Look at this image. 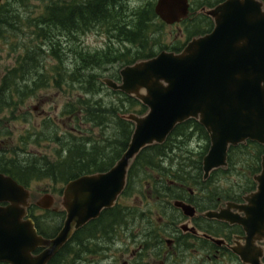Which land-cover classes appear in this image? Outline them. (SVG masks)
<instances>
[{"label": "water", "instance_id": "95a60500", "mask_svg": "<svg viewBox=\"0 0 264 264\" xmlns=\"http://www.w3.org/2000/svg\"><path fill=\"white\" fill-rule=\"evenodd\" d=\"M156 11L172 24L186 16L187 7L182 0H160ZM210 14L215 19L213 33L193 40L182 53L162 52L125 67L121 83L104 80L109 89L139 100L148 112L125 117L135 130L127 151L110 171L83 176L66 186L62 205L67 217L54 238L39 236L33 221H21L27 215L29 193L0 175V204L10 203L0 206V262L49 264L79 229L116 205L140 153L164 144L186 121H197L210 136L203 162L205 179L227 167L230 147L247 141L264 145V11L252 1L231 0ZM254 180L257 191L242 208L250 232L264 221V157ZM53 204L48 197L39 206L50 210ZM38 249L44 251L35 255Z\"/></svg>", "mask_w": 264, "mask_h": 264}, {"label": "flooded vegetation", "instance_id": "af4514ba", "mask_svg": "<svg viewBox=\"0 0 264 264\" xmlns=\"http://www.w3.org/2000/svg\"><path fill=\"white\" fill-rule=\"evenodd\" d=\"M98 1L100 3H97ZM159 1L62 0L56 3L64 7L66 14L71 11L75 17H78L76 11L82 9V6L87 9L95 8L97 11H94V14L86 12L89 16L85 19L89 20L85 26L80 24L79 27H68L70 23L67 20L69 24H66V27L61 26L59 30L49 29L48 32L50 35L54 33L51 36H60L58 39L61 40L78 41L89 30H95L103 35L107 34L110 41L117 39L131 42L134 37L132 31L137 25H142L145 27L143 34L137 36L145 39L148 35L150 40L163 43L166 51L180 53L194 39L213 33L215 19L210 12L231 0H182L187 7L186 16L172 24L165 22L157 14ZM241 1L260 4L264 10V0ZM92 2H95L94 5L88 7V3ZM83 10L79 13L81 14ZM164 27L176 30L170 44L164 43V37L167 38ZM121 28H125L128 33H121L119 30ZM39 78L40 74L33 80V85L42 83ZM32 90L30 87V91ZM15 93L17 96L12 100L11 107L0 99V175L12 178L30 192L27 202L29 206L26 207L27 215L21 221L36 223V213L41 210L39 204L42 205L44 201L42 197L36 199L29 187L30 182L35 179L32 155L21 156L20 152L23 153V148L32 141L35 143L37 135L29 132L19 138L20 142L11 149L3 148V138L12 136L11 131L2 126L4 116L6 115L7 119L12 117L15 121L25 116L20 113L23 100L18 97L19 90L15 89ZM48 121L50 120L46 119L45 123ZM198 148H201V145ZM252 150L259 149L253 147ZM263 156H260V165ZM21 172L27 174L23 176ZM212 176L213 174L207 180L203 178L202 184L193 187H185L178 180L163 177L144 179L148 189L154 188L155 183L159 184L154 189L157 191L156 202L160 205V210L142 208L133 210L124 204V209L104 211L98 219L90 221L78 230L69 242L76 246L77 252V259L72 263L86 264L90 262L88 257L90 255L108 254L107 256L111 258L109 264H264V221L261 226L255 228V231H252V228L251 232L247 231L244 226L247 216L242 209L246 205L249 206L245 199L257 191V184L253 181L252 186L245 188L243 182L236 181L234 187L227 189L220 185L223 178ZM219 190L221 193L218 194ZM63 195L64 191L61 194L62 199ZM62 204L63 200L58 211L64 217V225L67 213ZM0 206L6 208L10 204L1 203ZM182 206L187 210L185 211ZM215 215H219L220 218ZM42 251L38 249L34 254ZM69 252L70 249L64 250L65 264H69Z\"/></svg>", "mask_w": 264, "mask_h": 264}, {"label": "rangeland", "instance_id": "374dc122", "mask_svg": "<svg viewBox=\"0 0 264 264\" xmlns=\"http://www.w3.org/2000/svg\"><path fill=\"white\" fill-rule=\"evenodd\" d=\"M13 1L14 0H12L11 5L14 7L15 11H18L20 14L19 19L22 25H3L1 29L0 90L4 87L3 81L4 78L9 75V72L19 67V64L25 62L24 60L27 57L26 55L28 51H33L31 50L32 48L37 49L39 45L44 46L42 41L38 40L34 36L36 31L34 24L37 23V19H39V17L46 13L45 9L50 6L51 3L61 2L62 0H24V2L21 1L20 3H14ZM19 16L16 15L15 18ZM161 28L162 31L163 27ZM154 29L155 28H153V30ZM164 33L167 35V38L164 37V43L170 44L173 36L176 35V30L171 27H164ZM109 39L110 38H108L107 34L103 35L95 30H89V32L81 36L78 41H66L65 39H62L61 50L64 52L62 62L52 55L49 45H45L44 48L42 47L41 49L38 48V51L36 52L33 51L35 60H33L32 64H27L25 69L26 75H15L12 76L11 79L13 81L14 78V81L17 82L19 87L20 93L18 97L23 100V104L20 106V113L25 116L20 115V119L16 121L12 120V117L7 119L6 115L4 116L5 120L3 121L2 126L7 127L11 131L12 136H10L11 138H3V148L11 149L13 145L20 142L19 138L21 139V137L26 136L29 132L32 135L36 134L37 141L35 143L32 141L31 144L26 145V147L23 148V153L20 152V155H32L34 161L33 167H41L45 165V163L36 161L47 160V162L55 163L60 159L59 152L62 147L58 143L47 141V138L50 137L51 133L57 132L58 135L63 136V134H65L64 131H67V136H70L69 133L79 136L80 133L88 131L86 134L93 135V137L97 140V145L104 149L106 156H108V154L109 157L113 155L112 147L104 141L109 142L115 139L116 131H119L116 139L122 138L120 127L116 124L115 127L113 126L114 122L111 119L114 117L109 113V110L112 109L111 105L118 106L120 104L121 100L117 96L106 92L100 94L96 93L94 96H87V99L91 102L103 101V105L105 106L104 108L106 109L105 112L102 113L103 121L98 122L100 126H97V124L91 123L88 120L87 123L85 121V124L83 121H79V123H81L79 126L75 117L67 115L73 110L74 106L78 107V99L80 97H85V93L80 90L79 84L73 83L72 78H69V75L73 74V71L77 67H81L83 65L81 56H85L87 54L94 56L96 54L104 53L111 58H116V55H125L126 57L122 56V60L115 65L101 66V68H97L96 70L90 68L86 71L88 74L98 73L101 76L113 77L124 66H127L126 62L131 60L134 54L139 52L138 46L141 47L139 43L137 45H133L127 41L123 42L118 41L117 39L110 41ZM150 41L146 43V51H149L157 44V42H155L156 40ZM100 61L101 60H99V64L101 63ZM38 73L41 76V78H39L41 81H45L43 76H45L47 80L44 83H40L39 86H35L33 85V80L39 77ZM59 76H61L62 81L58 85L56 81H60ZM73 81L76 80L73 79ZM28 85L32 87V91L29 90ZM84 107L79 106L78 113H83ZM126 107L129 106L126 105ZM35 108H37V110ZM125 111L126 109L121 110L120 108L119 112ZM6 113H8V111ZM46 119H49L50 121L45 123ZM191 139L192 140L190 141L188 148H190L194 153H197L200 149L198 146L204 144L201 140L202 138H198L195 134ZM21 146L23 145L21 144ZM251 151V148H249L246 151L247 154H242L241 156V158H243L241 161L244 164V174L241 175L238 172L242 170L239 163L236 165L237 167L231 175L223 177V181L220 184L221 187H227L228 189L234 187L236 181L238 183L246 181V175L250 170L246 160L248 158L251 160L254 159V156H251ZM182 154V158L186 161L185 164H190V159L196 158L193 154L189 155L186 152H183ZM92 160H94V158H92ZM142 184L145 188H147V184L144 180H140L138 178L133 180L130 193L135 194L131 197L122 199L123 203L130 206V208L133 206L136 209L142 208L146 210H160V205L157 204L155 197L145 194L144 198L143 195L136 194V186H141ZM29 187L33 190V194L36 199L45 195H52L55 199L54 208H60V202L62 201L61 192L65 188V183H62V180L58 181L54 178L40 180L35 178L33 182H30ZM36 214H43L41 217L46 220L44 227H47L48 229L56 228L57 226L61 227L62 225L63 219L60 216L44 214V211H37ZM45 231L49 233L52 230ZM107 255H90L88 256L90 262L86 264H109L108 262L111 258ZM117 256L120 257V255ZM68 258H70L68 263L73 264L72 260L77 259V252L71 255L69 254Z\"/></svg>", "mask_w": 264, "mask_h": 264}, {"label": "trees", "instance_id": "16d2710c", "mask_svg": "<svg viewBox=\"0 0 264 264\" xmlns=\"http://www.w3.org/2000/svg\"><path fill=\"white\" fill-rule=\"evenodd\" d=\"M21 1L24 2V0H14L13 2L20 3ZM94 3L95 2L88 3V7H92ZM97 3H100V1H98ZM11 4L12 0H7V3L0 10V34H2L1 29L3 25H22L19 19L20 14L18 13V11H15L14 7H12ZM82 9L84 10L80 14L79 12H81ZM82 9H78L76 11V13L81 16L78 15V17H75L71 11L66 14V10H64V7L59 5L58 3H51L50 6L45 9L46 13L39 17V19H37L36 24L33 23L34 27H36L34 36L38 40H41L44 46L49 45L52 51V55L57 58L60 62H62V57L64 54L63 50H61V39H58L60 36H51L54 33H51L50 35V32L48 31L49 29L59 30L61 29V26L66 27V24L69 23L70 25H67L68 27H79L80 24L82 26L87 25L89 20V18L85 19L89 16L87 15V13L94 14V11H97V9H87V7L85 6H82ZM15 14L19 17L15 18ZM67 20L69 21V23ZM101 20L102 17H100V21ZM77 22L81 23L77 24ZM144 29V26L137 25L135 27V30L132 31V36L134 37H132V41L129 43L133 45H137L139 43L141 47L138 46L139 52L134 54L132 59L126 62L127 66L133 65L134 63L140 60L151 59L155 57L160 50H165V45H163V43H158L159 41H155L157 42V44L149 51H146L145 46L146 43L150 41V37H148L147 35L144 39L140 38V36H137L139 34H143ZM119 30L121 33H128L126 32L125 28H121ZM44 46L39 45L38 48L41 49L42 47L44 48ZM38 48H32L31 50L36 52L38 51ZM33 51H28L26 55L27 57L24 60L25 62L19 64V67H17L16 69L11 70L9 72V75L4 78V87H2V89L0 90V99H2L3 102L9 107L13 105L12 100H14L17 96L15 93V89L19 90V88L17 87V82L14 81V78L13 81L11 80L12 76L19 74H22V76L26 75L25 69L27 64H32L33 60H35ZM122 56L126 57L125 55H116V58H111L104 53L96 54L94 56H90V54L81 56L83 65L81 67H77L73 71V74L69 75V78H72V82L78 83L80 90L85 93V97H80L78 99V107L74 106L73 110L69 114H67L75 117L78 123L79 121H83V123L85 124V121L87 123L88 120L89 122L100 126L98 122L103 121L102 113H104L106 109L104 108L105 106L103 105V101L101 100L91 102L87 99V96H94L96 93L100 94L106 92L117 96L121 100L118 106L111 105L112 109L110 108L111 110H109V113L112 114V116L114 117L111 119L114 122L113 126L115 127L116 124L120 127L122 138L116 139L117 133H119V131H116V140L113 139L109 142L104 141L112 147L113 155L111 157H109V154L108 156H106V154L104 153V149L100 148L97 145V140L93 137V135L86 134L88 131H85V133H80L79 136L72 133H69L70 136H67V134L60 136L57 132H53L51 133L50 137L47 138V141H53L55 143H58L62 147L61 151L59 152L60 159L55 163L47 162V160L36 161L44 162L45 165L41 167H34V178L40 180L54 178L58 181L62 180V183L67 184L68 182L77 179L83 175L106 172L110 170L122 157V155L129 146L134 132V124L126 121L123 116L128 115L130 113L144 115L147 112V108L132 97H128L122 93H115L109 91L102 83V79L105 76H101L98 73L88 74L86 72L87 69L90 68L96 70L97 68H101V66L115 65L120 60H122ZM99 60H101L100 64ZM110 77L119 80V71L113 77ZM43 78H45V81L47 80L45 76H43ZM59 78L60 81H56L58 85L62 81L61 76H59ZM73 79H75L76 81H73ZM45 81H42V83H44ZM35 86H39V84L36 83ZM28 87L30 90V86ZM126 105H128L129 107H126ZM79 106H85L83 113H78ZM120 108L121 110L126 109V111L119 112ZM80 125L81 123H79V126ZM195 134L198 138H202L201 140L204 143L201 148L197 151V153H194L190 148H188V146L190 145V141L192 140L191 138H193ZM248 147H250L251 150L253 149V147H257L259 149L256 151H251V156H254L253 160H251L250 158L246 160L250 170L246 175V181L243 182V187L246 188L252 186L253 177L257 175L261 170L260 156L264 154V147L252 142H249L247 145H241L237 148H232L230 150L229 155V168L227 170L220 169L219 171L214 172L212 178H223L227 177L228 175H231L236 169V165H238L239 163L241 165L242 170L238 172L241 175L244 174V164L241 161L243 160L241 156L242 154H247L246 151ZM209 148V136L206 133L205 129L199 123L194 120H191L182 125H179L164 145H155L149 147L148 149L144 150L136 159L130 170L128 186L123 197H131L135 194L130 193V189L132 187L133 180H135L136 178L143 180L145 178H153L158 176L166 179L178 180L179 183L183 184V186L185 187H193L197 184H202L203 182L201 180L203 179V159L206 156ZM183 152H186L189 155L193 154V156L196 158L190 159V164H185L186 161L182 158ZM92 158H94V160H92ZM21 174L25 176L27 173L21 172ZM158 185V183H155L154 188H157ZM143 189V184L141 186H136V194L145 195V193H143ZM217 192L218 194L221 193L220 190ZM153 193L154 195H157V191L155 189L153 190ZM119 209H124V205H117L112 210ZM132 209L136 208L132 207ZM47 214L60 216L62 219L64 218L62 216V213L55 214L48 212ZM45 222L46 220L44 218L40 216L36 217V226L38 231L40 232V234L47 238L54 237L59 232L61 227L57 226L56 228L48 229L47 227H44ZM45 230L52 231L48 233ZM74 239H76V237H74ZM65 249H68V251L70 249V255L76 252V246L72 243H69L53 258V260L49 264H65ZM74 261L75 260H72V262Z\"/></svg>", "mask_w": 264, "mask_h": 264}]
</instances>
